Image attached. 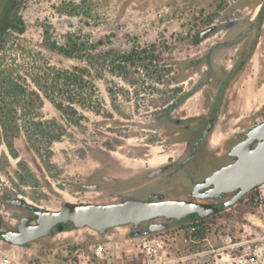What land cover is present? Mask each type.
<instances>
[{"label":"rangeland","instance_id":"obj_1","mask_svg":"<svg viewBox=\"0 0 264 264\" xmlns=\"http://www.w3.org/2000/svg\"><path fill=\"white\" fill-rule=\"evenodd\" d=\"M6 1L0 0V8ZM258 1L23 0L16 15L24 30L21 34L8 30L2 37L0 69L11 72L28 89L40 93L42 107L39 116L29 114L27 103H20L25 109L15 110L17 129L11 152L17 157L3 144L0 135L1 229L15 228L20 217L29 214L7 202L6 191L51 210L60 209L65 202H111L116 192L85 190L80 185L91 183L102 171L121 170L127 175L177 157L184 146L171 142L179 130L163 121V114L157 112L162 111L167 99L175 96L172 89L180 85L174 78L182 75L179 63L200 55L221 37L225 33L223 25L230 19L251 16ZM210 20L221 31L201 44L192 43V37L205 29ZM73 41L92 53L154 49L157 67L168 68L169 73L164 75V81L156 82L153 66L147 72L131 68L126 78L132 81L129 83L99 69V62L68 58L56 50L72 46ZM74 71L81 79L78 89L71 91L72 86L63 76ZM248 74L241 91L247 97L245 111L254 97H257L255 106L264 102V35ZM198 77L199 74H194L186 80L184 90L190 89ZM46 95L50 99L55 97L66 107L71 106L78 125H69ZM201 101V93L195 94L183 106L172 110L171 116L194 115ZM55 121L63 125L65 135L49 147L39 145L40 149H32L27 142L32 123L41 122L47 127L48 122L51 125ZM219 160L193 161L186 168L191 170L192 179L198 181ZM184 178L189 180L186 174L172 176L164 181V187L173 193L188 191ZM155 188L154 184L139 187L132 195L141 199L149 189ZM192 221L172 223L168 229L161 230L166 239L165 264H215L216 256L220 258L222 254L224 258L219 264H232L228 238L239 242L244 237L255 240L264 235V185L254 187L230 208L204 217L205 241L191 235ZM92 235V231L84 228L55 235L45 243L39 240L22 246L0 239V249L25 260L44 258L46 264H64L76 250L84 256L89 254L88 264H149L138 254L127 230L114 234L112 254L97 261L89 247L102 240H95ZM125 238L129 239L124 242Z\"/></svg>","mask_w":264,"mask_h":264},{"label":"flooded vegetation","instance_id":"obj_2","mask_svg":"<svg viewBox=\"0 0 264 264\" xmlns=\"http://www.w3.org/2000/svg\"><path fill=\"white\" fill-rule=\"evenodd\" d=\"M22 1L23 0H7L0 8V41L2 37L7 34L6 32L8 30L17 32L13 25L23 27L20 25V18L16 15L18 7ZM205 26V29L192 37V43L196 45L201 44L203 41L221 31V29H218V26L211 20L206 23ZM223 27L225 29V33L221 35V37H217V39L209 46L205 47L204 51L200 55L186 58L179 63L182 75L174 78L177 79L176 82L177 84L180 83V85L178 84L174 87L176 90H174V88L172 89V91L175 92V96L171 99H167L161 108L162 111L157 112L159 114H163V121L170 122L171 124L177 126L179 130L177 132V136L173 137L171 142L173 144L180 143L184 146L178 156L165 161L162 164L150 168L139 169L130 172L127 175H123L121 170L109 173L108 171L99 172L92 179L91 183H83L80 185L83 189H85L84 185H89L93 187L92 189H88L91 191L116 192V196H113L114 199L111 202H105L109 204L138 199L132 195L134 190L139 187L142 188L150 184H154L157 185V188L154 190L149 189L145 197L141 198L142 200L209 201L217 207V211L215 213H220L221 211L230 208L225 207L224 202L229 200L237 192V190L231 191L230 193L211 196L205 188L196 189L194 186L196 183H202L205 177L214 170L234 162L236 160V151L244 148L252 149L257 144L261 131L264 130V102L255 106L254 104L257 102V97H254L251 105H249L250 107L248 111H245L244 106L246 105L247 97L241 92L244 88L246 78L249 77L248 73L252 68L253 58L264 35V0H260L255 4L254 12L251 16L244 17L242 19H230L224 23ZM201 34H203V36H201ZM196 37H198L197 41H195ZM57 49L59 51L58 47L56 50ZM184 71L186 73H183ZM194 74H199L197 81L194 82L190 89L184 90L183 83L188 79L190 80ZM9 79H12L17 83V85H20V87L24 89L23 93L25 94H27L28 85L20 80V78L14 77L11 72H6L0 69V108L4 101H8L4 111H8V109L13 110L9 112V115L11 114L13 116L11 120V122H13L11 123V129L9 127L7 131V139L11 140V145L9 146L6 142L7 140H5L4 129L1 125V116L0 135L3 144H5L11 152V148H13V138H15L13 137L15 135L14 130L17 129V125L14 122L16 120L14 112L15 110L20 111L21 109H25L24 107H21V104L23 105L25 103L24 98H26L27 95L24 96L23 94L20 97L21 99L16 98V100L10 103V99L4 96L5 91L3 90ZM262 84L263 83H261V85ZM34 92L39 96V101L36 99L34 100V95H28L31 100L29 104L31 107L29 108V114L39 116L38 110L42 107V98L40 93H37L36 91ZM198 93H201L202 101L199 105V111L197 113L194 115L185 114L180 117L171 116L172 110L178 107L180 108ZM46 98L51 101L49 96L46 95ZM54 98L55 97L52 99ZM54 100L58 103L56 98ZM52 104L54 105L53 102ZM252 104L254 106H252ZM62 105L68 111L69 118L65 114H61L55 105L54 107L69 125L76 126L73 119V109L71 106L65 107L64 103H62ZM70 118L72 120H70ZM47 124L49 125V122ZM13 125H15V129ZM56 125H58V123L55 121V124H52V127ZM59 125L62 124L60 123ZM33 136L36 137L35 134ZM27 142L29 146L34 149L28 140ZM11 153L12 155L15 154L14 151ZM14 157H17V155ZM213 159L220 160L214 164L212 171L205 175L201 180L194 181L192 179L193 176L189 174L191 170H187L189 164L193 161L199 160V162H203ZM179 174H186L189 177V180L184 178V187H188L189 190L185 191L184 189L185 192L181 191L179 193H173L164 187V181ZM204 194H207L208 196L202 198V195ZM245 195L246 193L238 201H241ZM14 198H21L24 201V204L34 205L27 202L16 193H12L10 191L5 192L4 199L12 205H15L11 201ZM99 204H104V202ZM34 206L40 207L38 205ZM20 207H22L27 213L31 214V211L25 207V205ZM157 220L166 224L163 229L166 230L172 223L174 225L181 223L184 218L173 220L171 218L159 217ZM148 227L149 223L147 222L140 223L135 229H132L129 225L128 236L132 235L136 229L143 231L148 229ZM74 229L75 228L71 222L63 225V231H58L57 225H55L51 228L49 233L29 242L44 240L43 242L45 243L46 240L55 235H65ZM4 230L7 229H1L0 225V232H3ZM0 239H2L1 235Z\"/></svg>","mask_w":264,"mask_h":264},{"label":"water","instance_id":"obj_3","mask_svg":"<svg viewBox=\"0 0 264 264\" xmlns=\"http://www.w3.org/2000/svg\"><path fill=\"white\" fill-rule=\"evenodd\" d=\"M203 36V34H201ZM236 160L211 172L202 183H196L194 188H205L211 196L237 192L227 201L225 207H230L247 192L256 186L264 185V130L261 131L257 144L251 148L235 152ZM85 189H92L84 185ZM207 194L202 195L207 197ZM10 201V200H8ZM17 206L27 207L31 214L22 215L15 228L0 232L1 238L11 244L22 246L51 231L57 225L58 231H63V225L71 222L74 230L89 229L95 240L106 243L114 242V234L125 225L135 229L142 222L149 223L146 230H135L132 238L140 234H150L161 231L166 224L157 220L159 217L173 220L192 219L194 215L206 217L217 211L211 202H195L192 200H159L145 201L131 199L118 203H73L65 202L58 210L41 208L24 204L21 198L11 200ZM261 221V220H260ZM2 218L0 216V225Z\"/></svg>","mask_w":264,"mask_h":264},{"label":"trees","instance_id":"obj_4","mask_svg":"<svg viewBox=\"0 0 264 264\" xmlns=\"http://www.w3.org/2000/svg\"><path fill=\"white\" fill-rule=\"evenodd\" d=\"M13 26L16 28L18 33H21L23 31V27H18L16 25H13ZM197 40H198V37L195 38V41ZM58 48H59L60 53H62L66 57H74V58L77 57V58H85V59L88 58L89 62H94V63L99 62L101 66L99 67V69H101L102 71H108L111 75L125 79L129 83H132V81L126 78L130 74L131 68L142 69L145 72H147L150 68L149 66H153L154 68L153 72L155 71L154 73L156 74L154 77V81L156 82L164 81L165 80L164 75L169 73L168 68L163 69L162 67L160 68L157 67L158 63L156 61L157 57L153 53L154 49L132 48L129 51L107 50V51L92 53L91 51H88V50H91L89 48L82 49L80 45L76 43V41H73L72 46L68 45L65 47L63 46V47H58ZM82 52H84V54ZM77 70L78 69H76V71ZM76 71L72 72V74H68V75L64 74L63 76V79L66 80L68 84L72 86L73 89H71V91H75L76 89H78V86L80 85L79 80L81 79V77L76 75L75 73ZM81 71L82 70L79 69L80 73ZM3 90L5 91L4 96L10 99V103L16 100V98L21 99L20 97L23 94L24 96L27 95L26 98L29 99V100H26V98H24V101L25 103H27V105H29L31 101L29 96L34 95V100L36 99L39 101V96L34 91L28 89L27 94L23 93L24 89L21 88L20 85H17V83L14 82L12 79L8 80V83L3 88ZM174 90L176 89L174 88ZM72 93L76 95L75 92H72ZM51 101L54 103L55 107L59 110L61 114H65L69 118V115H68L69 113L63 107L62 102L57 103L54 99H51ZM7 103L8 101L7 102L4 101L3 105H1L0 116H1V125L3 126V129H4V136L6 138L5 140H7L6 142L10 146L11 140L7 139L8 138L7 131L9 127L11 129V123L13 122V121L11 122L13 116L11 114L9 115V112L13 110L8 109V111L7 110L4 111V108L7 106ZM29 108H31L30 105H29ZM70 120L72 119L70 118ZM51 123H53V125L55 124V122H51ZM74 124L78 125V122L75 121V119H74ZM32 125H33L32 126L33 128H31V131L27 132L28 133L27 139L29 143L31 144V146L35 148L36 150L40 149L39 145L49 147L54 141H59L60 138L65 134V129L62 127V125H59V124L53 127L51 124L46 127L44 123L33 122ZM13 126L15 128V125ZM34 134L36 135V137H31ZM13 137H16V135H14ZM13 155L16 156L15 154ZM192 220L193 221L189 226L190 228L191 227L193 228L191 235L199 239L204 238L207 232L206 230L207 228L204 225V217L194 215L192 217Z\"/></svg>","mask_w":264,"mask_h":264},{"label":"built area","instance_id":"obj_5","mask_svg":"<svg viewBox=\"0 0 264 264\" xmlns=\"http://www.w3.org/2000/svg\"><path fill=\"white\" fill-rule=\"evenodd\" d=\"M189 230H193L191 227ZM199 241L201 239L197 238ZM203 239V238H202ZM138 254H140L149 264H165L166 263V239L161 231L150 234H140L135 238H131ZM229 253H232V264H264V235L259 239L245 240L244 243L227 239ZM111 243L95 242L90 245V254L97 261H103L112 254ZM89 254L84 256L77 250L71 257H68L64 264H88ZM0 264H46L44 258L30 257L22 259L17 257L9 250L0 249Z\"/></svg>","mask_w":264,"mask_h":264},{"label":"crops","instance_id":"obj_6","mask_svg":"<svg viewBox=\"0 0 264 264\" xmlns=\"http://www.w3.org/2000/svg\"><path fill=\"white\" fill-rule=\"evenodd\" d=\"M124 230H127L128 231V226H125V225H123V226H121L117 231L118 232H120V231H124ZM133 235V234H132ZM241 237L242 236H244V234H241L240 235ZM132 237V236H131ZM131 237H129L130 239H131ZM129 238H125L124 239V242H126L127 240L126 239H129ZM129 239V240H130ZM248 238H246V237H244V238H242L241 240L242 241H239V243H244L245 242V240H247ZM206 240V236L203 238V239H201L200 241H205ZM104 242V241H103ZM219 254H222V253H219ZM223 258H224V255L222 254V256L219 258V255H218V257L216 256V260H215V264H219V262L221 261V260H223Z\"/></svg>","mask_w":264,"mask_h":264}]
</instances>
